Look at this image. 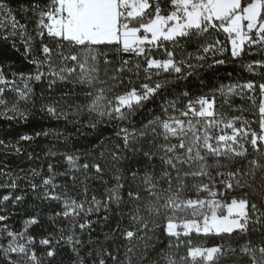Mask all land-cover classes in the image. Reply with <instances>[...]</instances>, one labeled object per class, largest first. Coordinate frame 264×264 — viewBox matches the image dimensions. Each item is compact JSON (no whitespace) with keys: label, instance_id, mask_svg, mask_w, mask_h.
Wrapping results in <instances>:
<instances>
[{"label":"snow or ice","instance_id":"obj_1","mask_svg":"<svg viewBox=\"0 0 264 264\" xmlns=\"http://www.w3.org/2000/svg\"><path fill=\"white\" fill-rule=\"evenodd\" d=\"M21 9L36 17L35 34L41 41L42 58L30 59L36 71L29 74L27 81L48 78L49 88L57 81L86 86L87 103L68 107H74V115L84 111L94 114L96 123L105 119L131 121L145 102L172 82L153 80V76L173 73L177 80L186 79L191 72L182 74L184 69L197 67L189 62L193 58L202 61L209 53L215 57L230 52L237 59L255 50L264 53V0H47L43 5H21ZM0 29L24 41L26 57L32 53L35 38L27 33V26L19 23L4 0H0ZM221 35L224 40L219 38ZM45 37L52 41V46L43 43ZM207 37L213 39L208 41ZM191 44L196 45L195 55L187 51ZM114 56L119 58L118 64ZM224 63V59H213V64ZM245 67L249 72L264 70V58ZM141 74L143 81L137 84ZM260 74L264 78V71ZM27 81L20 87L0 69V106L7 119L19 116L26 120L28 112L22 111L20 105L35 104L33 89ZM125 84L127 87L117 93L116 89ZM238 88L241 92H255L258 88L256 120L227 117L217 110L213 92L211 99H187L183 108H177V100L169 101L162 106L163 116L150 119L139 129L119 128L117 136L123 140V149L115 145L110 151L112 159L119 161L124 158L121 152L132 151L142 152L147 161L142 174L139 168L130 173L132 180L139 183L127 193V202L132 205L127 212L121 211V205L126 203L122 176L116 177L117 183L107 189L104 200L95 195L89 200L87 187L81 200L67 193L56 195L55 174L45 178V188L51 186L45 198L62 201L53 222L59 218L64 226L58 237L50 235L39 241L48 246L44 255L50 261L55 259L57 245L63 242L71 247L76 257L74 264H88L93 255L98 262L93 260L92 264H107L105 256L116 261L118 257L102 246L89 247L81 254L85 247L81 237L85 230H91L93 223L89 217L101 210L112 211L114 205L121 219L128 216L130 227L121 230L117 224L113 235L105 234V242L120 232L127 241V264H133L131 254L137 248L136 242L145 241V253L149 248L155 250V244L149 245L147 241L153 239L156 229L162 233L155 237L156 241L163 243L166 239L168 243L157 253L158 260L153 264H222L232 256L247 257L249 264H264V83L221 85L217 91L228 104V97ZM8 92L14 94L11 101L6 96ZM183 97H188V93H183ZM250 99L256 104L254 98ZM40 110L68 118L60 100L42 105ZM177 112L178 115L174 114ZM252 124H258L259 132L252 129ZM40 135L47 136L48 132L36 133L37 137ZM20 139L34 137L24 135ZM142 140L147 141V150L142 145L136 147ZM249 145L255 154L250 159ZM66 159L73 168L103 171L100 164L78 166V155H67ZM157 159L159 165L155 163ZM48 168L52 173L53 165ZM248 190L259 191L258 202L249 198ZM103 218L107 220L108 216ZM5 219L0 216V221ZM36 223L33 218L27 225ZM27 225L22 232L10 230L6 224L0 226V239L7 240L6 246L0 243V251L20 257L9 264H44L42 256L30 247L35 238L27 234ZM192 233L218 237L220 243L194 244ZM253 236L259 239L254 242ZM87 243L93 244L90 237ZM180 248L185 251L177 257Z\"/></svg>","mask_w":264,"mask_h":264},{"label":"trees","instance_id":"obj_2","mask_svg":"<svg viewBox=\"0 0 264 264\" xmlns=\"http://www.w3.org/2000/svg\"><path fill=\"white\" fill-rule=\"evenodd\" d=\"M4 2L13 9V14L19 23L27 26V33L35 38L32 43V53L26 57L24 41L18 35L12 36L7 31L0 29V69L3 70L6 78L15 80L18 86L23 87L29 74L34 75L36 71L35 65L30 63V59L34 56H41L42 58V54L39 50L40 38L36 37L35 34L36 17L31 11H23L21 5L30 6L34 2L43 5L47 3V0H4ZM219 38L224 40L222 35ZM212 39L213 37H207L208 41ZM43 43L52 46V41L47 37L44 38ZM187 51L195 55L196 45H188ZM123 58L128 59L129 57L124 56ZM222 58L225 60L224 64H213V59ZM262 58H264V53L259 50L239 59H231L229 53H226L223 56L217 55L214 58L191 62L197 67L189 70L184 69L182 74L191 72V75H188L186 79L177 80L173 74L156 77V80L172 82L161 89L155 98L145 102L144 106L136 111L131 121L122 122L105 119L103 122L96 123L95 115L89 114L87 111L74 115V107L69 108L68 106L87 103L84 95L87 87L84 85L57 81L55 85L49 88L48 78L39 82L34 79L27 81L33 89L35 104L20 105L22 111L27 110L28 112L26 120L19 118V116L16 119H7L2 114L5 109L0 106V141L3 142L0 143V216L6 218L4 221H0V226L6 224L10 230L22 232L27 222L35 218L38 223L27 225V234L35 238L34 244L30 247L35 249L37 255L42 256L44 264H74L76 257L69 245L63 242L57 245V255L55 259L50 261L44 255L48 246L39 243L42 238L50 235L58 237L59 229L64 226V221L59 218L53 222L55 213L61 210L62 201L45 198L46 190H51V186L46 189L43 180L53 176V173L55 174L53 183L58 186L54 189L56 195L63 196L67 193L77 200H81L84 198V188L87 187L89 200L93 195L97 199L104 200L107 189L117 183V176H122L124 177L122 194L126 203L121 205V211L127 212L132 206L131 203L127 202V193L130 188L135 190L139 183L138 180H132L130 173L139 168L142 174L147 161L142 152L134 153L132 151L121 152L124 158L119 161L112 159L110 151L115 145H120L123 149V140L117 136L119 128L126 127L130 131L133 128L139 129L147 124L150 119L163 116L162 106L169 101L177 100V108H183L187 99L212 96L213 92L217 97L219 106L217 110L226 113L227 117L256 120L257 116L254 113L258 111L260 97L258 88L255 92H241L240 89H237L234 94L228 97V104L224 103L225 98L217 90L221 85L243 84L248 81H255L257 85L264 83V78L260 74L264 70L257 69L255 72H249L245 67L246 64ZM113 59L115 63H119V58L114 56ZM210 64L212 67H209ZM101 76L103 77V72ZM142 81L143 75L141 74V79L135 82L139 84ZM125 87H127L126 84L120 88L124 90ZM185 92L188 93V97L182 98V94ZM66 93L68 95H65ZM6 96L11 101L14 94L8 92ZM250 97L256 100V104L252 103ZM55 100H60V106L68 112L67 119L57 118L40 110L42 105L50 104ZM8 115H12V113L9 112ZM93 123L96 124L95 127L91 126ZM252 129L259 132L258 124H252ZM37 132H48V135L37 137ZM24 135L34 137L30 140V144L21 147L20 151L17 152L5 150L6 147H12L22 141L20 138ZM141 145L144 150H147L146 140L140 141L136 147H141ZM248 151V158L250 159L255 155L250 145ZM67 155H78V166H82L84 163L89 165L100 164L103 171L97 173L93 167L88 169L73 168L66 159ZM155 163L159 165V160L157 159ZM49 164L53 165L52 173L49 172ZM33 184L36 185L35 188H33ZM248 191L249 198L253 202H258L259 191ZM5 197L8 199H4ZM105 215L108 216L107 220L103 218ZM89 219L93 223L91 230H85L81 237L85 241V247L81 254H85L89 247L102 246L118 257L116 261H113L110 257L105 256L107 264H127V241L123 239L120 232H116L112 239L105 242V234L113 235L112 230L116 228L117 224L120 225L121 230L130 227L128 216L125 215L121 219V215L115 211L113 205L112 211L105 213L101 210L100 213L92 214ZM76 233L80 235L79 228L76 229ZM149 235L153 234L149 233ZM161 235V230L156 229L153 239L147 241L149 245L155 244V250L149 248L146 253L145 241L136 242L137 248L131 254L133 264H153L154 261L158 260L157 253L168 243L166 239L163 240V243L156 241L155 237ZM89 237L93 241L91 245L87 243ZM252 239L256 242L259 237L253 236ZM191 240L194 244L202 246L220 243L218 237L197 235L196 233L191 234ZM20 242L23 243L24 241L21 240ZM239 242L243 243V240ZM0 243L6 246L7 240L0 239ZM173 251L176 252V250ZM184 251L183 248H180L176 253L177 257L183 255ZM12 259H20V257L15 253L5 255L0 251V264H9ZM93 260L98 262V258L93 255L91 259H88V264H92ZM222 264H249V262L247 257L232 256L223 261Z\"/></svg>","mask_w":264,"mask_h":264},{"label":"rangeland","instance_id":"obj_3","mask_svg":"<svg viewBox=\"0 0 264 264\" xmlns=\"http://www.w3.org/2000/svg\"><path fill=\"white\" fill-rule=\"evenodd\" d=\"M159 58H161V57H159ZM122 91L123 90L121 88L116 89L117 93L122 92ZM92 115H94V114H92ZM28 144H30V140H22V141H19L17 144H15L12 147H10V146L6 147L5 150H9L11 152H17V148L20 149L21 147L26 146Z\"/></svg>","mask_w":264,"mask_h":264},{"label":"built area","instance_id":"obj_4","mask_svg":"<svg viewBox=\"0 0 264 264\" xmlns=\"http://www.w3.org/2000/svg\"><path fill=\"white\" fill-rule=\"evenodd\" d=\"M207 58H214L213 56H212V54L211 53H209V54H207ZM229 58H231V59H233L232 57H231V55H230V52H229ZM222 59H224V58H222ZM237 59H239V58H237ZM195 61H197L196 59H191L190 60V63L191 62H195ZM186 70H189V69H187V68H185ZM165 74H173V73H164V74H161L160 76H162V75H165ZM173 75H175V74H173ZM156 77H159V76H153V80H156ZM239 89V88H238ZM237 90V89H236ZM244 92H248V90H244ZM206 97H208L209 99H211V96H206ZM230 100V99H229ZM218 104H217V109H218ZM174 114H176V115H178V112L177 113H174ZM239 126V125H238Z\"/></svg>","mask_w":264,"mask_h":264}]
</instances>
